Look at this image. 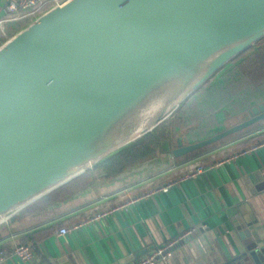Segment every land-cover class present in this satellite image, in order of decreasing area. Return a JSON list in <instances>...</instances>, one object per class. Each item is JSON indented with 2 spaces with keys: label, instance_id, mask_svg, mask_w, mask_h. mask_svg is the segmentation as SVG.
I'll return each mask as SVG.
<instances>
[{
  "label": "water",
  "instance_id": "obj_1",
  "mask_svg": "<svg viewBox=\"0 0 264 264\" xmlns=\"http://www.w3.org/2000/svg\"><path fill=\"white\" fill-rule=\"evenodd\" d=\"M263 39L264 0H70L18 29L0 45V224L153 133ZM262 121L264 101L112 182Z\"/></svg>",
  "mask_w": 264,
  "mask_h": 264
},
{
  "label": "crops",
  "instance_id": "obj_2",
  "mask_svg": "<svg viewBox=\"0 0 264 264\" xmlns=\"http://www.w3.org/2000/svg\"><path fill=\"white\" fill-rule=\"evenodd\" d=\"M6 2L0 0V8ZM244 54L242 77H235L231 62L218 73L225 76L214 79L226 77L227 87L207 88L190 106L186 125L197 126L205 115L211 123L187 140L204 139L226 125L228 113L241 117L264 101V39ZM241 78L238 87L234 81ZM256 126L124 181L112 182L103 167L83 173L67 192L52 191L0 224V264H129L176 239L167 261L156 264H264V121ZM61 228L69 232L59 235ZM17 244L32 245L30 261L11 254Z\"/></svg>",
  "mask_w": 264,
  "mask_h": 264
},
{
  "label": "rangeland",
  "instance_id": "obj_3",
  "mask_svg": "<svg viewBox=\"0 0 264 264\" xmlns=\"http://www.w3.org/2000/svg\"><path fill=\"white\" fill-rule=\"evenodd\" d=\"M250 51V50H249ZM248 52V51H247ZM246 52V53H247ZM246 54H243L241 57H239V58H237L236 60H234V62H233V64H231L232 66L231 67H235L236 66V68L234 69V75H235V77H237V78H239L240 76L242 77L243 75H242V71L244 70V71H246V68L247 67H244L243 66V64H240V63H242L243 61H244V58L246 57L245 56ZM239 61V62H238ZM238 62V63H237ZM230 69V68H229ZM229 69L227 70V71H229ZM225 73L226 72H223V73H221L220 75L218 74V76H216V77H214L211 81H209L206 85H204L203 87H202V89L199 91V92H197V93H194L189 99H188V102H187V104H186V102L184 103V105H185V107L183 106L182 107V111L180 110L177 114H176V116H175V118H173V119H171V120H167L163 125H161L159 128H157L153 133H154V136H155V140H156V144H153L152 143V146L150 147L151 148V150H152V152L149 154V155H147V157L146 158H144L145 160H148V159H152L153 157H156V156H159L160 154H162L161 152H163V150H165L166 149V144L168 143V145H169V150H171V149H173V148H175V146H176V144H175V141H176V139L177 138H180V137H183V136H188L189 137V135H190V132H192V133H195V134H200L201 132H203L202 130H203V125L204 126H207V125H209L211 122H210V120H208V118L206 117V115L205 116H203L204 118L202 119L203 121H202V123H204V124H202V123H198V125L196 126V124H197V122L196 123H194V124H191V125H186V123L187 122H190L191 120H192V118H193V109H194V106L192 107V109L190 108V106H192V105H194L196 102H197V99H199L200 97H201V93H204V92H206L207 91V88H211V87H216V88H218V87H227V83H228V81L227 80H225L226 79V77L225 78H223L222 79V81H220L219 83H216V80H214V79H219V78H222V76L224 75L225 76ZM223 76V77H224ZM229 81H232V78L231 77H229V78H227ZM240 80V79H239ZM234 82H236V81H234ZM213 83H216V84H213ZM211 89H209L208 91H210ZM212 98H214L213 96L211 97V99ZM254 98V95H252V96H246V97H244L243 99H242V101L240 102V106H244V105H247L248 104V102L250 101V100H252ZM258 98V97H257ZM257 98H256V100H257ZM216 104V102H211V104H209V105H211V107H213L214 105ZM225 106H227V105H225ZM225 108V107H224ZM250 108H248V109H244V111L242 112V115H241V117H237V116H235L236 115V113H228L227 114V116H225V118H223V121H225V124L226 125H222V126H219L218 128H217V130L215 129L214 131L212 130L211 131V129L210 130H208V132L206 133V135H204L205 137L204 138H206V137H209V136H211L212 134H215V133H217V132H219V131H222V130H224L226 127H229L232 123L234 124L236 121H238V120H241V119H243V118H245L246 116H247V114H248V110H249ZM224 110H226V109H223V111ZM220 112H217V114H219ZM231 114L233 115V116H231ZM211 120H212V118H211ZM190 126V127H189ZM258 126H256V124L255 125H253V126H251L250 128H248V129H246V130H244V131H241V132H239V133H237V134H234V135H236V136H230L231 138H236V137H238V136H240V135H242V134H245V133H248L249 131H252V130H254V129H256ZM191 128V129H190ZM191 133V134H192ZM240 134V135H239ZM231 138H228V139H231ZM227 139V138H226ZM189 141V140H188ZM224 141V140H223ZM191 142H195V141H189V143H191ZM222 141H220V142H218V143H221ZM158 143V144H157ZM217 144V143H216ZM155 147V148H154ZM206 149H211V145L210 146H207V147H205V148H203V149H201V150H199V151H202V150H206ZM192 154H194V153H191V154H188L187 156H184V157H189V156H191ZM144 159H141L140 161L142 162V160H144ZM179 159H182V157L181 158H179ZM179 159H177V160H179ZM133 163V162H129V163H125V164H123V165H121V168L123 169V168H126V167H128V166H131V164ZM129 164V165H128ZM120 168V169H121Z\"/></svg>",
  "mask_w": 264,
  "mask_h": 264
},
{
  "label": "built area",
  "instance_id": "obj_4",
  "mask_svg": "<svg viewBox=\"0 0 264 264\" xmlns=\"http://www.w3.org/2000/svg\"><path fill=\"white\" fill-rule=\"evenodd\" d=\"M70 0H7L6 4L0 8V45L7 41L13 33L26 25L38 15L48 10L54 5H63ZM175 182L160 187L159 191L166 192ZM152 193V192H151ZM146 194L145 196L150 195ZM98 217H95L97 219ZM69 232L67 228L58 230L59 235H66ZM170 242L164 247L158 248L152 255L131 262L129 264H156L157 260L167 261L169 256V247L176 243ZM22 262H28L33 257V247L29 244H17L11 253ZM5 259V253L0 252V261Z\"/></svg>",
  "mask_w": 264,
  "mask_h": 264
},
{
  "label": "trees",
  "instance_id": "obj_5",
  "mask_svg": "<svg viewBox=\"0 0 264 264\" xmlns=\"http://www.w3.org/2000/svg\"><path fill=\"white\" fill-rule=\"evenodd\" d=\"M243 82L244 81L241 78L240 80L238 79L235 83L237 84V86L240 85V87H241V86H243ZM201 89H202V87L197 92H199ZM182 107H180L179 110L169 120L175 118L176 114L180 110L182 111ZM190 136L191 135H189V137ZM155 142H156V140H155L154 133H150V134L146 135L145 137L139 139L138 141H136L135 143H133L129 147L123 149L119 153H117L114 156L110 157L109 159H107L106 161H104L103 163H101L97 167H103L104 169L107 170L109 175H113L114 176V175H116L117 173H119L122 170L121 165H123L125 163H129V162H133L132 164L130 163L131 165H133L135 163L141 162L140 161L141 159L146 158L147 155H149L152 152L150 147L152 146V143L156 144ZM144 160H142V161H144ZM81 179H83V176L70 181L69 183H67L66 185H63L62 187H60L59 189L53 191L52 193H62L63 194V193H65V192H67L69 190V187H71V185H73L74 183L78 182ZM50 196L51 195L48 194L43 199H46V198H48Z\"/></svg>",
  "mask_w": 264,
  "mask_h": 264
}]
</instances>
